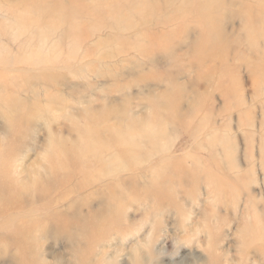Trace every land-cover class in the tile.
<instances>
[{
  "label": "rangeland",
  "instance_id": "obj_1",
  "mask_svg": "<svg viewBox=\"0 0 264 264\" xmlns=\"http://www.w3.org/2000/svg\"><path fill=\"white\" fill-rule=\"evenodd\" d=\"M17 239L27 264H264V0H0V264Z\"/></svg>",
  "mask_w": 264,
  "mask_h": 264
},
{
  "label": "bare ground",
  "instance_id": "obj_2",
  "mask_svg": "<svg viewBox=\"0 0 264 264\" xmlns=\"http://www.w3.org/2000/svg\"><path fill=\"white\" fill-rule=\"evenodd\" d=\"M219 28V27H218ZM209 29V28H208ZM210 29H211V27H210ZM209 33H210V31H209ZM214 32H213V29H212V34L211 35H207V38L209 39V41L211 40V43L213 42L214 44L215 43H217L218 41H219V39H217V34H216V32H215V34H213ZM204 43V42H203ZM220 43V42H219ZM219 43H218V45H219ZM215 46H217V45H215ZM89 126V125H88ZM90 128H92V127H90ZM87 129V128H86ZM84 131H85V129H84ZM91 132V131H90ZM86 133V132H85ZM97 134V133H96ZM95 134V135H96ZM91 135V134H90ZM88 138V137H87ZM117 138V137H116ZM126 138H128V137H126ZM120 140V139H119ZM133 140H135V139H133ZM94 142V141H93ZM99 142V141H98ZM118 142V141H117ZM92 143V142H91ZM121 144V143H120ZM105 145V144H104ZM85 147V146H84ZM91 147V146H90ZM90 147H89V149H90ZM84 149V148H83ZM88 149V148H87ZM91 149H93L92 147H91ZM85 151H86V149H85ZM91 151V150H90ZM96 151V150H95ZM68 152H69V150H68ZM88 152V151H87ZM93 152V151H92ZM99 152V151H98ZM90 153V152H89ZM94 153V152H93ZM85 154V153H84ZM90 154H92V153H90ZM89 154V155H90ZM62 155H64V153H62ZM71 155V154H70ZM70 155H68L69 157H70ZM88 155V156H89ZM60 156V155H59ZM58 156V157H59ZM84 156V155H83ZM62 157V156H61ZM65 158V157H64ZM66 159V158H65ZM64 159V160H65ZM58 161V160H57ZM68 161V160H67ZM77 161V160H76ZM79 161V160H78ZM84 162V161H83ZM87 162V161H86ZM85 162V163H86ZM79 163V162H78ZM77 163V164H78ZM64 164V163H63ZM50 169V168H49ZM55 170V169H54ZM35 180H34V182L33 183H31V184H29V182L27 183V184H24L25 186H26V188L29 190V189H31L32 187H34V186H36L37 185V182L35 183ZM121 201H123V199H121ZM116 218V216H115V214H113V216H112V219H111V222L113 223V224H119V220L118 219H115ZM107 220V219H106ZM106 222H108V220L107 221H105V220H95V221H91L90 223H92V227H95V228H98V227H104L105 226V223ZM80 226H79V230H80V233H82V232H85V225H83L82 224V222L79 224ZM103 228H101V230H102ZM95 230V229H94ZM100 230V229H99ZM91 231H93V230H91ZM95 233V232H94ZM104 233V232H103ZM22 234L25 236V233L24 232H22ZM76 235H78V234H76ZM76 235H73V236H71V238L72 239H76L78 236H76ZM92 235H93V232H92ZM22 237V236H21ZM23 239V238H22ZM98 239V238H97ZM25 240H26V238H25ZM18 250H20L21 252H22V254H21V256H20V262L22 263V262H26V264L27 263H31V262H35V261H33V259L32 258H30V259H28L27 257H26V242H22V240H19V239H17V247H16ZM88 253V252H87ZM15 257H16V254H15Z\"/></svg>",
  "mask_w": 264,
  "mask_h": 264
}]
</instances>
